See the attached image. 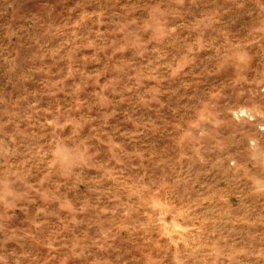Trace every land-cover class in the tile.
I'll list each match as a JSON object with an SVG mask.
<instances>
[{
	"label": "rangeland",
	"instance_id": "obj_1",
	"mask_svg": "<svg viewBox=\"0 0 264 264\" xmlns=\"http://www.w3.org/2000/svg\"><path fill=\"white\" fill-rule=\"evenodd\" d=\"M0 264H264V0H0Z\"/></svg>",
	"mask_w": 264,
	"mask_h": 264
}]
</instances>
